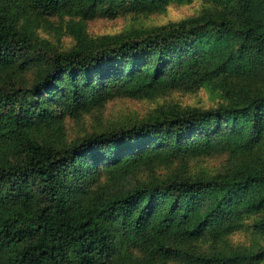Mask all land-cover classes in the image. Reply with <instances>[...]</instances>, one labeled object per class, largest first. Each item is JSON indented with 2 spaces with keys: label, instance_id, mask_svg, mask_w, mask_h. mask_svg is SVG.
<instances>
[{
  "label": "trees",
  "instance_id": "trees-1",
  "mask_svg": "<svg viewBox=\"0 0 264 264\" xmlns=\"http://www.w3.org/2000/svg\"><path fill=\"white\" fill-rule=\"evenodd\" d=\"M195 3L192 16L127 36L85 32L97 18ZM56 17L78 19L76 48L47 50L28 30ZM201 90L216 106L170 105L66 146L45 138L113 101ZM221 153L229 163L214 176L115 186ZM239 233L252 243L230 245ZM169 260L264 264V0H0V264Z\"/></svg>",
  "mask_w": 264,
  "mask_h": 264
},
{
  "label": "rangeland",
  "instance_id": "rangeland-1",
  "mask_svg": "<svg viewBox=\"0 0 264 264\" xmlns=\"http://www.w3.org/2000/svg\"><path fill=\"white\" fill-rule=\"evenodd\" d=\"M199 7V3L186 6L172 4L164 13H152L148 16L129 15L114 20L97 18L86 24L85 32L89 37L88 39L103 36H127L136 30L151 29L170 21L176 22L192 16L200 10ZM73 24L75 29L78 19L56 17L40 23L30 21L28 30L41 47L64 52L78 46L77 34L70 29ZM32 74L33 72L30 71V78L33 77ZM218 101L217 96L205 90L195 93L168 92L155 99L117 100L109 103L105 108L84 114L78 119H68L65 121L63 133H50L45 135V138L59 146H66L92 133L120 129L154 118L161 113L162 110L160 109L170 107V105H178L182 108L199 107L207 109L216 106ZM228 160V156L221 153L196 159H185L170 165L158 164L154 168L147 166L132 175L119 178L118 181L116 180L115 186L116 188L129 189L137 183L150 181L152 175H156L160 179L175 176H214L227 167ZM228 242L232 246L250 245L252 240L249 235L239 233L229 237ZM201 247L207 250L210 244L204 243ZM156 264L188 263L182 260H169L166 262L159 261Z\"/></svg>",
  "mask_w": 264,
  "mask_h": 264
}]
</instances>
